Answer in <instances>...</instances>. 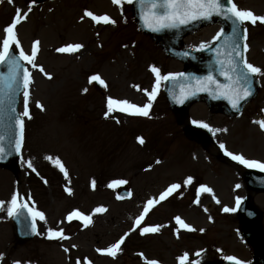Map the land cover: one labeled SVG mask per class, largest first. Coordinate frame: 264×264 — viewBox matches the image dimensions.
I'll use <instances>...</instances> for the list:
<instances>
[{"label": "rangeland", "instance_id": "374dc122", "mask_svg": "<svg viewBox=\"0 0 264 264\" xmlns=\"http://www.w3.org/2000/svg\"><path fill=\"white\" fill-rule=\"evenodd\" d=\"M30 2L0 3V42L17 8L27 11ZM235 3L241 9L264 15V0ZM85 10L106 14L117 23L96 24L88 17L81 21ZM247 27L246 59L264 69V24ZM218 29L219 25L206 27L190 35L186 43L192 48L209 44ZM17 32L28 54L34 41H40L36 62L52 79L27 65L33 79L29 102L32 118L24 117L25 140L17 176L0 168V201L8 202L18 192V199L25 198L31 208L44 212L46 221L37 219L40 235L13 248V222L6 208L0 210V255L4 258L0 264H75L77 258L82 264L85 258L92 264H147L152 259L159 264H180L179 257L184 253L189 255L185 264H206L248 254L240 239L235 211H223L224 207L235 209L237 197L245 192L244 187H235L241 184L239 173L243 169L229 156H221L220 144L234 154L264 161V130L259 123L264 122V76H258L259 94L238 117L214 114L204 103L191 108L193 121L220 130L210 131L215 144L205 147L186 137L165 98L164 82L148 117L119 111L105 117L109 97L139 106L149 102L144 90L150 92L156 83L151 66L158 67L162 75L183 68L139 31L132 4L119 6L112 0H36L27 19L17 25ZM77 43L84 47L65 57L56 51ZM94 74L105 81L104 90L89 83ZM37 101L44 110L36 106ZM23 111L22 95L21 114ZM138 137L144 138L143 145ZM56 158L67 169V178ZM29 160L36 172L27 167ZM189 176L194 178L193 183L185 185ZM119 180L132 187L131 200L116 199L119 185L108 187ZM172 184H180L181 188L156 204L155 199ZM200 185L212 188L214 197L201 192L199 209H191L189 204L197 201ZM149 199H154V207L147 205ZM217 199L220 203H216ZM97 207L107 211L95 213ZM145 207L150 210L137 226ZM74 210L91 215L92 223L85 227L82 221L69 222L67 217ZM177 216L196 231L178 225ZM153 226H161L160 231L141 234L142 228ZM49 229H63L69 239L49 240ZM126 233L129 235L115 258L96 251L109 247ZM73 244L76 248L71 247ZM64 248L69 252L65 253Z\"/></svg>", "mask_w": 264, "mask_h": 264}, {"label": "snow or ice", "instance_id": "6c2138e0", "mask_svg": "<svg viewBox=\"0 0 264 264\" xmlns=\"http://www.w3.org/2000/svg\"><path fill=\"white\" fill-rule=\"evenodd\" d=\"M36 0H31L28 5L27 11H23L19 8L16 10L15 17L11 24H9L5 29L6 36L2 42H0V64L8 63L9 65V76H8V88L10 92L15 93L16 88L14 85L22 84L23 91V105L24 111L22 114L16 116V123L19 126V138L16 141L12 142V148L19 151V149L23 146L24 142V129H25V121L24 117L31 119L30 110H29V102H30V85L33 83L32 73L29 71L27 67L21 63L24 61L27 65H30L34 69H38L41 73H43L46 78L52 79L51 74L45 72L43 66L38 65L37 55L40 51L39 45L40 41L36 40L33 43L31 54H28L24 51L21 43L18 39L17 25L20 24L23 20H26L28 14L32 11L33 5ZM0 3H3V0H0ZM8 3H13V0H8ZM112 3L115 5L123 6L124 4H134L138 3L140 7L141 19L145 22L146 26L154 32L177 29L180 27H186L191 23L201 21V20H211L214 16H221L226 20L232 22V31L231 35L228 37L227 45L231 48V53L235 55H231V58L227 61L229 68L227 71H223L222 75L230 82L228 85H220L218 81L214 80V78L209 75L205 78V80L210 84H215L217 88H223L222 95L225 98H228L232 104V107L239 111L240 109V101L248 99V97L253 95L252 91V81L256 76H264V69H261L258 66L253 65L248 62L245 57V53L249 50V45L246 43L248 39V24L255 26L258 22L260 24H264V15H257L252 10L249 9H241L238 7L235 0H112ZM86 17L91 18L96 24H104V25H115L117 21L112 19L108 15H96L92 11L85 10L84 14L81 16V21H83ZM223 30L217 33V35L213 38L215 40H219L223 36ZM84 47L83 44H68L66 46L57 48L56 51L59 53H68V52H77ZM207 47H211V45H205L201 43L199 46V50H205ZM18 51V54H16ZM188 55V53H185ZM21 69H23V74L21 75ZM151 71L155 74L156 83L153 89L149 92L147 89L144 90L145 94L148 97V103L143 106H139L137 104L131 103L128 100H119L113 99L109 97L107 100V111L105 113V117L107 118L109 114L119 111L122 113H127L129 115L135 116H143L148 117L150 113V109L153 106V102L157 98V94L159 92L161 82H170L175 81L177 77L185 75L184 73H168L165 75L161 74V71L156 66H151ZM231 72L233 75H229ZM97 82L104 87H107L105 81L101 79L99 74H94L89 78V83ZM138 87V86H137ZM87 92V89H84ZM188 96L186 94L181 95L178 99V102L183 103ZM14 102V101H13ZM3 104V101H0V105ZM36 106L43 109V105H41L38 101ZM11 111L15 112V109L12 108ZM199 123V126L202 128H206L209 131L215 133L216 131H220L219 129L211 128L207 123L204 122H195ZM261 125V129L264 130V122H259ZM223 131H227L224 129ZM4 137L0 136V159H3L5 155L10 154L8 149L4 146ZM138 142L143 145L145 140L143 137H138ZM220 148L225 150V155L229 156L233 161L243 165L246 168L258 169L261 172H264V161L249 159L246 158L243 154H234L225 149L224 144H220ZM47 159H53L52 157H47ZM57 163L59 165L60 171L64 173L65 177H68V171L64 167L62 163H60L59 158H56ZM160 163V161H157ZM27 167L31 169L33 172H36V169L33 167L32 161L29 160L27 162ZM39 175V173H37ZM194 178L189 176L184 181V184L193 183ZM47 183V181H44ZM127 181L119 180L113 181L108 187H112L113 185H122L127 184ZM95 180L92 181V186L95 188ZM237 189L241 187V185L237 184L235 186ZM180 184H172L164 193L160 194L159 199H155V203L158 204L161 201L167 199L169 196L173 194L174 190L180 189ZM66 191L71 195L72 190L70 188L66 189ZM208 193L212 194L214 197V190L207 185H200L197 190V203L199 202V194ZM130 195V194H129ZM19 193L16 192L13 194L10 201H0V210H4L6 208L7 215L13 217L15 219H19L22 215H24V210L27 209L28 214L31 218L30 229L37 235H40L37 230V219L41 221H46L45 213L42 211L34 210L29 207L28 201L23 200L22 202L18 199ZM119 198V197H118ZM154 199H149L147 201L148 206H155ZM241 198L237 197L236 203L237 206L240 205ZM216 203H220L217 199ZM150 209L145 207L144 213L137 219L136 225L139 226L140 223L145 219V215L148 213ZM107 209L103 207H97L95 209V213H103L106 212ZM207 211V209H205ZM224 212L235 211V209H230L228 207L223 208ZM67 220L71 222L72 220L82 221L84 226L87 227L92 223L91 215H85L79 210H74L71 212ZM176 223L178 225H183L184 229L188 231H196L195 228L186 224L180 217H175ZM161 226H153V227H144L141 229V234L146 233H157L160 231ZM200 231H203L201 229ZM129 233H126L122 236L118 241L113 243L107 248L104 249H96L98 253L110 256L115 258L119 252H121V245L125 243L126 237ZM47 239L49 240H57L63 241L68 240L69 237L64 233L63 229H49L47 232ZM72 248H76V245H72ZM65 253L69 252L68 248L63 249ZM222 251V250H218ZM143 255V254H141ZM197 256L200 253H196ZM4 258L0 255V261ZM189 255L188 253H184L181 257H179L180 264H185L188 261ZM226 260L232 262V264H247V262L240 260L235 256H226ZM15 264H21L20 261H16ZM75 264H82L79 258L76 259ZM83 264H92V261L85 258ZM147 264H159V261L152 259L148 260Z\"/></svg>", "mask_w": 264, "mask_h": 264}, {"label": "water", "instance_id": "95a60500", "mask_svg": "<svg viewBox=\"0 0 264 264\" xmlns=\"http://www.w3.org/2000/svg\"><path fill=\"white\" fill-rule=\"evenodd\" d=\"M136 17L139 21L142 30L150 33L153 38L160 43L164 50L173 57L179 58L187 63V68L184 73L185 75L177 77L175 81L167 82L166 92L172 108L179 114H186L190 105L197 100H204L208 105L216 111L223 110L230 114L237 113L240 111L234 109L228 98L222 95L223 88H217L215 84L208 83L205 78L211 75L214 80L218 81L220 85H228L230 82L222 75L223 71H227L229 65L227 61L231 58V48L227 45L228 37L231 35L232 22L224 19L221 16H214L223 21L226 31L222 38L214 49H208L201 53L188 52L180 49L182 37L199 27L201 24H205L211 20H201L189 24L186 27H180L177 29L164 30L159 32L151 31L141 19L140 7L136 3ZM188 53V55H185ZM23 69H21V75ZM229 75H233L231 72ZM8 76H9V65L8 63L0 64V101L3 104L0 105V136L4 137V146L10 154L5 155L3 159H0V165L15 169L17 167V159L20 152L12 148V142L19 138V126L16 123L17 105L19 102V93L23 86L14 85L16 92H10L8 88ZM253 87L256 92L257 83L252 81ZM186 94L188 98L183 103L178 102L181 95ZM255 94V93H254ZM14 101V102H13ZM243 101V100H242ZM240 101V103L242 102ZM244 100L241 105L246 102ZM14 108L15 112L11 111ZM233 109V110H230ZM189 135L197 133L195 128L187 126L186 128ZM205 139L209 140L205 135ZM26 211L24 210V214ZM21 239L25 240L30 238L31 233L29 226L23 223V227L19 230Z\"/></svg>", "mask_w": 264, "mask_h": 264}, {"label": "bare ground", "instance_id": "6f19581e", "mask_svg": "<svg viewBox=\"0 0 264 264\" xmlns=\"http://www.w3.org/2000/svg\"><path fill=\"white\" fill-rule=\"evenodd\" d=\"M58 54L62 55V57H65V53H59L58 52ZM200 203H201L200 201L198 203L196 201H193L192 203L189 204V208H191V209H194V208L199 209ZM211 225H213V224H211ZM171 232L174 233V228L172 229Z\"/></svg>", "mask_w": 264, "mask_h": 264}]
</instances>
